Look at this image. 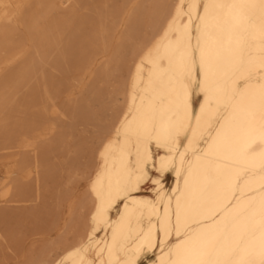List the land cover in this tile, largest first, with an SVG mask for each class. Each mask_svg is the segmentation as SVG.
Listing matches in <instances>:
<instances>
[{
  "label": "bare ground",
  "instance_id": "6f19581e",
  "mask_svg": "<svg viewBox=\"0 0 264 264\" xmlns=\"http://www.w3.org/2000/svg\"><path fill=\"white\" fill-rule=\"evenodd\" d=\"M119 1L0 0L6 207L43 202L67 106L127 61L85 194L23 264H264V0ZM143 15L157 28L140 45Z\"/></svg>",
  "mask_w": 264,
  "mask_h": 264
},
{
  "label": "rangeland",
  "instance_id": "374dc122",
  "mask_svg": "<svg viewBox=\"0 0 264 264\" xmlns=\"http://www.w3.org/2000/svg\"><path fill=\"white\" fill-rule=\"evenodd\" d=\"M111 3L115 8L120 1L111 0ZM152 18L154 19L148 15L141 16V24L135 36V41L140 45L156 31L157 26L148 20ZM117 34L115 31L112 36V50L116 48ZM134 50L136 48L129 43L125 46L124 54L128 64L132 62ZM101 60L102 58L98 59V65ZM125 63L114 61L119 67L112 69L108 79L101 77L98 69V74L91 83L87 84V79L82 81L90 85V99L81 102L79 108L75 107L73 115L70 113L73 103L67 106L62 118L64 141L48 153L49 175L43 186V202L34 208L15 209L14 206H4L0 200V212L12 211L0 223L4 236L0 237V264H23L27 257L35 256L41 246L56 241L58 228L62 227L67 218V203L79 200L85 194L87 183L98 163L96 152L102 142V133L107 123L114 122L119 114L121 97L115 95V90L126 74ZM72 96L74 100L80 97L79 85L75 82ZM170 183L171 176H168L167 186ZM149 187L150 184H146L141 192L151 194ZM87 214L88 212L76 213L77 226ZM152 258L154 254H147L140 263Z\"/></svg>",
  "mask_w": 264,
  "mask_h": 264
}]
</instances>
